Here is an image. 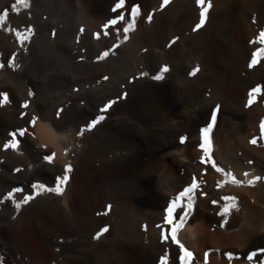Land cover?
<instances>
[{"label":"rangeland","instance_id":"1","mask_svg":"<svg viewBox=\"0 0 264 264\" xmlns=\"http://www.w3.org/2000/svg\"><path fill=\"white\" fill-rule=\"evenodd\" d=\"M25 2L29 5L28 7L24 6ZM85 11L88 12L85 13ZM114 11V5L104 7V4H91L88 0H0V64L3 65L0 67V173L2 176L0 207L6 208L5 211L8 212L11 209L10 221H13L18 229L14 238H10L7 233L2 234L5 242L4 249L9 252L8 254L4 250L3 257L5 260L10 258L14 264L32 263L29 257L22 255L23 251L20 249V244L24 242L22 241L24 234L20 231L23 226L31 227L32 233L35 234L33 241L35 244L40 247L43 243L48 244L49 247L43 249L47 254L51 253L53 256L55 254L53 264H111L109 254L113 247H117L113 254L115 264H162V260L164 264H185V261L180 259L185 255L180 244L183 243L180 238V227L176 228L180 221L179 210L182 201L185 197L188 200L190 195H194V198L191 196L189 200H195L196 195V201L202 198L208 200L211 195L207 192L208 190L222 189L223 183H229L225 173L233 175V178H240L232 174L231 170L226 169L224 173L215 169L217 166L214 162L216 161L215 153L219 148L217 133L228 125L236 129L237 133H241L243 140L250 141L248 135L253 134L255 128L253 120L250 119L249 122L253 127L249 129L248 111L255 104V100L249 99L252 102L247 101V104L239 107L238 102L229 94V91H226V88L222 91L213 89L206 68L202 71L200 68L194 70L191 65L185 64L183 59L174 55L169 49H161L160 45L157 47L158 42L154 40L144 45L140 54L136 53L130 45L132 44V32H130L133 26L132 20L136 15L130 12L122 21L119 16L114 17ZM114 20L120 24L114 25L112 23ZM123 23L125 25L122 26ZM166 50H169L167 54H165ZM105 52H108L107 56H103ZM36 55H38L37 58ZM47 56H50V59ZM165 68H167L166 72ZM233 72V67L226 71L227 75H233ZM157 76H162V79H156ZM36 79L37 81H34ZM3 94H7L8 102L6 103L3 102ZM187 95L190 98L192 95V98H189L190 101ZM25 104L27 107L24 106ZM213 114L216 116V122L209 133L211 145L208 155L205 148L201 149L199 145L205 143L203 130L212 124ZM114 116L125 124L117 121L113 118ZM38 118L46 122L51 121L54 127L57 124L55 128L61 133L64 132L69 138L67 163L58 162L53 152L41 147L35 140L33 128ZM230 122L234 125L231 123L232 126ZM257 126L260 130V125ZM21 130L24 131L23 135H20ZM13 133L16 135L13 136ZM262 133L264 135V131ZM173 137L179 145L187 141L196 143L197 151L202 150L199 151L201 155L196 159L201 168L199 174L193 173L190 179L184 182L185 184L183 183L175 193H172L173 200L166 201L160 209L161 218L155 227L162 232L155 237L164 246L151 253L144 243V246L139 245L134 222L127 220L124 215L132 204V199L142 190L131 169L133 165L135 169L147 166L146 163L153 152L142 155L144 148L146 150V147L158 145L165 140H173ZM13 143L16 147H5ZM204 153L205 155H202ZM47 157H52L51 161L46 159ZM121 160H123L122 163H119ZM128 161L133 163L130 162L132 163L130 164ZM117 162L119 164H116ZM68 165H71L70 171L66 170ZM64 176H67L68 180L62 184L59 178ZM78 179H82L83 182L81 183ZM209 179H215V181ZM208 180L213 182V184L210 183L211 188L206 187L209 185ZM193 182L198 184V188L188 191ZM251 182L243 181V186L238 185V187L249 189V186L251 189L256 186L253 181ZM230 184L236 186L233 183ZM58 188L61 191H57ZM17 189L21 191H16ZM219 189L217 194L215 193L217 202L211 201L214 205H219L222 203L220 199H224ZM71 190L75 192L72 194ZM9 193H12L11 197ZM202 194L205 196L202 197ZM177 195L180 196L178 198L181 203ZM29 196L31 199L25 202V198ZM90 199L92 200L89 202ZM172 204H175V207ZM155 205L157 203L142 204L140 207L152 208ZM169 208L173 211H171L172 216L169 215ZM173 216L176 217L173 218ZM215 216L220 217L222 221L226 219L223 223L227 222V217L219 216V214ZM168 219H172V224L166 222ZM223 223L221 229H226L227 223ZM119 226L121 227L118 229ZM104 228L108 231L103 232L97 239V233ZM173 228H176L175 234L179 244L171 239ZM142 231L139 227V234ZM165 235L169 237V240L164 238ZM112 238L115 240L113 241ZM127 240H130L128 244ZM189 246L186 244L188 247L186 248L183 243V248L192 253L191 259L186 258L188 264L199 254V250H195L197 247L193 249ZM247 252L249 257L251 256L252 264L263 262L264 244L248 246Z\"/></svg>","mask_w":264,"mask_h":264},{"label":"bare ground","instance_id":"2","mask_svg":"<svg viewBox=\"0 0 264 264\" xmlns=\"http://www.w3.org/2000/svg\"><path fill=\"white\" fill-rule=\"evenodd\" d=\"M88 1L91 4H93V3L104 4V7H106V6L108 7V5H114V7H115L114 17L115 16H119V17L123 16L122 21L128 16V13H130V12H133L136 15L135 17H133V20H132L133 26L131 28V31L129 29V31L132 32L131 33L132 34V36H131L132 44H130V45L136 51V53L140 54L141 50L144 48V45H147V43H150L151 40L152 41L154 40V41L158 42L157 47H159V45H160L161 49L162 48L169 49L170 51H172L174 53V55L183 59L185 61V64H188L189 66L191 65L194 70H197L198 68H200V71H202V69L206 68V71L210 75V80L212 81L211 86L213 87V89L215 91L216 90L222 91L224 88H226V91H229V94L238 102L239 107L247 104L248 103L247 101H249V103H250V101L252 102V100H249V99L255 100V104L253 102L254 105L252 107L249 106V108L250 107L251 108L248 111L249 113L247 112L248 114H250L248 116V122L246 121L247 124L249 125V129H251L253 127V125L255 128V132L253 134L248 135V137L250 138V141L243 140L241 138V133H237L236 129H233L228 125L224 129L220 128L222 130L217 133L218 134L217 135L218 136V144L217 145L219 148H218L217 153H215L216 154V156H215L216 161H214V162L217 164L218 168L223 169V171L224 170L226 171V169H228V171L231 170L232 174L238 175V178L240 177L239 179H236L237 177L233 178L232 177L233 175L231 176V174L225 173V171H224V173L226 174L225 175L226 179L229 181V183L224 181L227 184L223 183L224 184L223 188L222 189L218 188V189L220 191V194L223 195L224 198L225 197H234L235 199H223V200L220 199L222 203H220L219 205L218 204L214 205L213 203H211V201L217 199V196L215 195V193L218 191V189L216 190V188L207 191L209 194H211L209 196L208 200L206 198H205L206 200H203L204 198H202L200 201H196L197 195L195 197V200H192V199L189 200V198L191 196L193 197L194 195H190L188 200H186L187 197L184 196L185 200H183V201L181 200L183 203H182L180 210H179L180 221L178 223L181 225L180 226V238H181L182 242L185 243V247L187 244L188 246L190 245L189 247L192 246L193 249H194V247H197L195 250H197V249L199 250L198 257L196 256L197 257L196 259L189 261V264H252L253 262L250 259L251 256L249 257V255H248L247 247L251 246V245L254 246V245L264 244V177H263L264 176V137H263L264 135L262 133L263 131L261 130V124H264V54H261V56L259 58H257L255 55L257 53L258 49L264 48V43H261L259 40L260 33L264 32V0H205V3L203 6L200 5L199 0H169V2L166 5L163 3V0H123L122 5H121V0H88ZM209 2L211 3V7L208 10L207 17L204 21V24L201 27L197 28L196 26L200 23V20H201V12L203 10V7H207ZM87 12L88 11H85V13H87ZM41 13H42V11H41ZM88 15H91V14H88ZM149 17H151V19H149ZM85 18H87V17H85ZM89 18L90 17H88V19ZM118 20H119V18L117 19V21ZM116 23H118V22H116ZM119 24L120 23H118V25ZM123 25H125V24L123 23L122 26ZM126 26H127V24H126ZM125 28H127V27H125ZM48 32H49V30H48ZM130 32H129V34H130ZM127 34H128V32H127ZM43 45L44 44H42V46ZM49 47H50V45H49ZM49 47H48V49H49ZM169 50H166L165 54H167L166 52ZM148 53H149V51H148ZM125 55L126 54H124V56ZM37 56L38 55H36V58H37ZM47 57H49V59H50V56H47ZM64 57H65V54H64ZM129 57H131V56H129ZM69 58L71 59V57H69ZM134 58H135V56H134ZM170 59H171V57H170ZM254 59H256V61H257L255 64H253ZM58 60H60V59H58ZM65 60H63V61H65ZM162 60H164V59H162ZM132 61H133V58H132ZM60 62H62V61H60ZM29 63H30V61H29ZM40 63L41 62H39V64ZM56 63H58V61ZM62 63L65 64V62H62ZM119 63H121V62H119ZM47 64H48V62H47ZM68 64H69V62H68ZM35 65H36V63H35ZM127 66L129 67V65H127ZM38 67H40V66H38ZM42 67L43 66H41V68ZM231 67L234 68L233 75H227L226 71ZM46 70H44V71H46ZM51 70H53V69H51ZM39 71L41 72L43 70H39ZM30 74H31V72H30ZM34 75H35V73H34ZM40 75H41V73H40ZM204 75H205V73H204ZM48 76H49V73H48ZM170 77H171V75H170ZM224 80H227V81L224 82ZM34 81H37V79ZM257 87H259L261 89V91L258 93L253 92V89L257 88ZM25 88H26V86H25ZM173 88H175V87H173ZM176 89H178V88H176ZM151 90H152V88H151ZM136 91H138V90H136ZM192 91H193V89H192ZM153 92H154V90H153ZM15 93H16V91H15ZM174 95H176V94H174ZM188 95H187V97H188ZM171 98H169V99L171 100ZM189 98L190 97H188L187 99H189ZM191 98H192V95H191ZM190 99H189V101H190ZM217 99H219V98H217ZM173 101H174V98H173ZM173 101H172V103H173ZM232 106H234V105H232ZM242 108H244V107H242ZM153 112H154V110H153ZM113 118H115V116ZM115 119H117V121H119L118 120L119 118H115ZM229 119H230V117H229ZM250 119L253 120V122L251 121L253 123V125H252V123L250 124V122H249ZM122 121H123V119H122ZM50 122L49 121L46 122L42 118L41 119L38 118L34 124L33 136L41 147L46 148V150H48L49 152H53L55 159L58 162H60V163L66 162L69 159L68 158L69 157V144H70L68 141L69 138H67V136H66V134H64V132L61 133L55 128L57 126V124L54 127L53 126L54 124L52 125V123H50ZM119 122H121V121H119ZM121 123H124V122H121ZM200 123H201V121H200ZM231 123H233V122H230V124ZM258 124L260 125V130L257 128ZM115 125H119V124L115 123ZM115 125H112V126H115ZM233 125H234V123H233ZM247 128H248V126L246 127V129ZM59 129H61V128H59ZM112 129H114V128H112ZM112 129H110V130H112ZM62 130H63V128H62ZM260 131H262V132H260ZM163 132H164V129H163ZM130 133H132V132H130ZM128 135L131 136V134H129V133H128ZM97 137H96V139H98ZM162 137H164V135ZM117 138H119V137H117ZM136 138H138V137H136ZM157 138H159V137H157ZM169 138H170V136H169ZM174 138L175 137H173V140H165V141H163L160 144L155 145V146L146 147V150H145V148L143 151L141 150L142 155H144L145 153H149V152H153V155L148 159V161L146 163V165H147L146 167L141 168V169H135V166L133 165V167L131 169L133 171V174L138 179V181H139L138 183L142 187L141 188L142 190L138 194L135 193L137 195L132 199V204L129 205L130 207L127 208L126 213L124 215L127 217V220L131 221L132 223L134 222L133 224H134V227H135L136 232H137L136 239L139 241V243H140L139 245L148 246V248L147 247L146 248L151 253L156 252L157 250H160V248L164 246V245H162V243L158 242L159 240L157 239V237H155V235L162 232L161 229L155 227V224L161 218L160 209L162 208V206L164 205V203L166 201H168V200L172 201L174 198L172 196V193L173 192L175 193V191L185 181L187 182V180L190 179V177L193 173L198 172V174H199V172H200L199 169L201 168V165H199L197 163L196 159L199 158V155H201L199 151H202V150L197 151L196 145H195L196 143L192 142V141H190V142L187 141V143L184 142L186 144L183 143V145H179L178 143L175 142ZM253 139H256V141H257L255 144L251 143V141ZM152 140H155V139H152ZM145 141H143V142H145ZM138 144H140V143H138ZM91 146H92V144H91ZM199 146L201 147V145H199ZM93 147L95 148V146H93ZM201 149H204V148L201 147ZM96 153H98V152H96ZM202 155H205V153ZM206 159H207V157H206ZM208 159H210V157H208ZM123 160H121V162H119V163H122ZM130 162H132V161H130ZM119 163L117 162L116 164H119ZM125 163H123V164H125ZM132 163H130V164H132ZM112 164H113V162H112ZM114 165H115V162H114ZM216 167H215V169H217ZM128 169L129 168H127V170ZM213 171H214V169H213ZM108 173H109V171H108ZM210 173H212V172H210ZM213 175H214V173H213ZM214 177H215V175H214ZM219 177L220 176H218V178ZM261 177H263V179H261ZM210 178H211V176H210ZM212 178H213V176H212ZM118 179H117V181H118ZM1 180H2V176L0 173V184H1ZM78 180H80V179H78ZM81 180H80V182L82 183L83 181H81ZM85 180H87V179H85ZM96 180H94V181H96ZM195 180H197V179H195ZM209 180L215 181V179H209ZM76 181H77V179H76ZM220 181H221V179H220ZM243 181H246V182L253 181V183H255L256 186L252 187L251 189L248 185L247 186L249 189H247L246 187L239 188L241 185L243 186V184L245 183V182L243 183ZM216 182H218V181H216ZM112 183L114 184V182H112ZM126 183H127V181H126ZM190 183H192V182H190ZM210 183L213 184V182L209 181V185H206V187L211 188ZM221 183H222V181H221ZM230 183H233V185H236V186H232ZM94 184H95V182H94ZM248 184H250V183H248ZM251 184H252V182H251ZM132 185H133V183H132ZM238 185H240V186L238 187ZM109 186H111V185H109ZM94 187H96V185ZM201 187L202 186H200V188ZM206 187H204V188H206ZM226 189H227V192H225ZM241 189H245V190H241ZM130 190H132V189H130ZM113 191H114V188H113ZM240 191H242V192H240ZM71 192L73 194L75 191L73 192V190H71ZM130 193H131V191H130ZM193 193H194V191H193ZM220 194H219V196H221ZM77 196H79V195H77ZM204 196L205 195L202 194V197H204ZM213 196H215V199H213ZM127 197H128V195H127ZM178 197H180V196L177 195V199L180 202V198H178ZM80 199L82 200V198H80ZM91 200L92 199H90L89 202ZM65 202H66V200H65ZM179 202H178V204H179ZM216 202H217V200H216ZM152 203H157V205L153 206L152 208H141L140 207V205H142V204H152ZM189 204H191V208L188 207ZM216 205H218V206H216ZM170 207H171V205H170ZM225 207L229 208L228 212L224 211ZM154 208H155V210H154ZM1 209L2 208L0 207V264H14V262L10 258L5 260L3 257V254H5L4 253V250H5L4 249V247H5L4 243L5 242L3 241L2 234L4 235L5 233H7L10 238H12V237L14 238V235L18 229H17V227H15L14 222L10 221L11 219L9 218V216H11V211H10L11 209L10 210L8 209L9 212L7 210L5 211L6 208H3L2 211H1ZM167 211H168V208H167ZM219 211H220V213H219ZM186 212L188 213L187 216L184 215V213H186ZM216 214H219V216L227 217V222H226L227 224L224 222L226 224V227H227L226 229L225 228L221 229V226H223L222 223L226 219L222 221L220 217L218 218L215 216ZM171 216H172V214H171ZM175 217L173 216V218H175ZM222 219H224V218H222ZM118 220L120 221V219H118ZM127 220L125 222H127ZM30 222L32 223V221H30ZM217 223H219V225H216ZM121 225H122V223H121ZM127 225L129 226V223ZM120 227L121 226H119L118 229ZM139 227H141L143 230L140 234L138 232ZM83 228H84V226H83ZM20 231L24 234V236H22V237H24L23 238L24 240H22L24 242H23V244L22 243L20 244L21 245L20 249H22V251H23L22 255L24 254V256L29 257V259L31 260V262L33 264H53L55 254L53 256V254H51V253L47 254L44 251V249L49 247L48 244L43 243L42 247H40V245H38V244H35L33 242L34 238H35L34 237L35 234L32 233V229L30 226H23L20 228ZM119 233H121V232L119 231ZM130 233H131V231H130ZM117 237H116V239H117ZM107 238H109V237H107ZM112 240L114 241L115 239L112 238ZM110 241H111V239H110ZM129 241L127 240V244L129 243ZM105 243H107V241ZM143 243H144V245H143ZM183 243H180V244L183 245ZM8 245H6V247ZM116 245H119V244H116ZM115 248H117V247H115ZM115 248L113 247V250H112L110 247V249L112 250V251H110V254H109L111 264H115V258L113 257V254L115 253ZM135 248H136V246H135ZM186 248H188V247H186ZM181 249L184 250V248H181ZM191 250H192V248H191ZM6 251L7 250H5V252ZM120 251H121V249H120ZM35 253H37V254L34 255ZM8 254H9V252H8ZM14 261H16V259ZM262 261L264 262V260H262ZM19 262H21V261H19Z\"/></svg>","mask_w":264,"mask_h":264},{"label":"snow or ice","instance_id":"3","mask_svg":"<svg viewBox=\"0 0 264 264\" xmlns=\"http://www.w3.org/2000/svg\"><path fill=\"white\" fill-rule=\"evenodd\" d=\"M168 2H169V0H163V3H164L165 5H166ZM122 3H123V0H121V5H122ZM199 3H200V5L203 6L204 3H205V0H199ZM24 6H25V7H28L29 5L25 2ZM210 7H211V3H210V2L208 3V6H207V7H203V10H202V12H201V20H200V23L196 26L197 28L201 27V26L204 24V21H205V19H206V17H207V13H208V10H209ZM120 19H123V16H121ZM149 19H151V17H149ZM116 22H117V21H115V20L112 21L113 24H115ZM126 30H127V29H126ZM29 31H30V30H29ZM259 40H260L261 43H264V32H261V33H260ZM261 54H264V48L258 49V50H257V53H256L255 55H256L257 58H259V57L261 56ZM107 55H108V52H105V53L103 54V56H107ZM101 58H103V57H101ZM256 62H257L256 59H254V60H253V64H255ZM0 67H3V65L0 64ZM164 71L166 72V71H167V68H165ZM193 74H194V73H193ZM155 78H156V79H162V76H157V77H155ZM260 91H261V89H260L259 87L253 89V92H257V93H258V92H260ZM3 102H4V103L8 102L7 94H3ZM24 106L27 107V104H25ZM101 119H103V117H101ZM211 120H212V124H211L209 127H206V128L203 130V133H204V141H205V143L202 144L201 147H202V148H205L206 153L208 152V149L210 148V145H211V140H210V138H209V133H210L211 130H212V125H214L215 122H216V116H215V114H213ZM261 130L264 131V124H261ZM23 134H24V131L21 130V131H20V135H23ZM12 135L15 136L16 133H13ZM256 142H257L256 139H253V140L251 141V143H253V144H255ZM9 146H10V147H16V144L13 143V144H11V145H5V147H9ZM46 159H48L49 161H51L52 157H47ZM213 165L215 166L214 162H213ZM66 170H67V171H70V170H71V165H68L67 168H66ZM216 170H217V171H220V172H223V169H220V168H217ZM59 179H60V183L63 184V183H66V182H67L68 177H67V176H64V177L59 178ZM33 187H37V185H33ZM41 187H42V186H41ZM196 187H198V185H197L196 183H193V185L188 189V191H192V190L195 189ZM16 191H21V190L17 189ZM57 191H61V189L58 188ZM8 195H9V197H11L12 193H9ZM28 199H31V197L29 196V197L25 198V202H27ZM224 199H235V198H234V197H225ZM213 203H216V202L213 201ZM17 206H19V205H17ZM173 207H175V204H173ZM188 207L191 208V204H189ZM171 211H172V209L170 208V209H169V215H171ZM224 211H225V212H228V211H229V208H228V207H225ZM184 215L187 216L188 213L186 212V213H184ZM166 222H167L168 224H172V220H171V219H168ZM180 226H181L180 224H177V225H176V228H178V227H180ZM176 228H173V230H172L171 239H172L174 242H176L177 244H179L180 242L176 239V234H175V233H176ZM106 231H108V229H107V228H104L100 233H97L96 238L98 239V238L103 234V232H106ZM164 238H165V239H168L169 237H168L167 235H165ZM181 248H183V245H181ZM184 254H185V255H184V256H181L180 259H181V260H184V261H185V264H188V260L186 259V257H187V258H191L192 253L189 252L187 249H184ZM162 264H164V261H163V260H162Z\"/></svg>","mask_w":264,"mask_h":264}]
</instances>
